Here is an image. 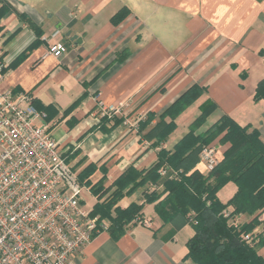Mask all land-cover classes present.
Returning a JSON list of instances; mask_svg holds the SVG:
<instances>
[{
	"label": "crops",
	"instance_id": "1",
	"mask_svg": "<svg viewBox=\"0 0 264 264\" xmlns=\"http://www.w3.org/2000/svg\"><path fill=\"white\" fill-rule=\"evenodd\" d=\"M1 3L10 10L0 18V90L27 93L32 105L45 112L50 135L86 188L83 203L88 208L104 202L128 168L144 175L160 149L172 151L190 130L204 133L222 116L256 128L264 144V100L253 99L264 79V0ZM56 43L67 48L58 58L47 54ZM192 86L201 94L174 118V130L154 148V139L144 135ZM207 101L214 108L196 126ZM101 105L118 112L102 115ZM149 114L154 118L144 128ZM208 145L215 147L219 162L229 147L219 137ZM194 169L202 171V164L198 161ZM101 180L108 192L97 197L90 187ZM131 188L123 189L110 211L138 205L141 222H130L121 235L99 232L74 264H196L186 257L193 225L182 215L164 218L155 208L166 194L163 186L148 182L127 192ZM236 191L228 182L217 198L225 204ZM256 214L238 215L240 225ZM97 215L109 226L106 217ZM251 244L264 259L263 227Z\"/></svg>",
	"mask_w": 264,
	"mask_h": 264
},
{
	"label": "trees",
	"instance_id": "2",
	"mask_svg": "<svg viewBox=\"0 0 264 264\" xmlns=\"http://www.w3.org/2000/svg\"><path fill=\"white\" fill-rule=\"evenodd\" d=\"M9 8L6 3L0 4V18L10 10ZM30 25L36 35L40 36L39 28ZM21 56L23 57V54L19 58ZM201 92L200 88L192 86L158 116L156 125L144 135L145 138L154 139V148L167 139L175 128L174 118ZM253 99L264 100V79L258 82ZM213 108L212 102H204L194 124L199 125ZM153 118L154 115L150 114L146 117L144 128ZM166 118L170 119L169 122L165 121ZM218 137L220 143H229L222 160L211 172L192 170L199 161L202 149ZM163 167L181 170L182 173L178 178L161 177L158 171ZM89 172L84 175L88 176ZM142 173L128 168L126 173L114 182L115 190L109 197L92 209L93 215L99 213L107 218V230L114 232V235L123 234L126 226L140 212L141 207L132 204L126 209L115 207L114 214L111 213L112 207L123 196L124 188L131 184L132 188L127 191L130 192L148 182L161 184L163 193L166 194L155 204L159 214L163 217L167 214L168 218L174 215L186 216L188 222L193 225L194 234L186 243L187 258L196 264H264V259L257 254L254 245L242 241L240 237L258 225V218L264 210V144L256 128L250 125L242 127L230 117L222 116L204 133L194 135V130H190L174 145L172 151L160 149L157 162L144 171V175ZM102 182L103 180L90 187L97 197H102L108 192ZM228 182L234 183L237 191L223 204L218 200L217 192ZM160 196L161 194L148 196L146 201H155ZM228 206L233 207V212L237 215L257 214L247 224L229 226L227 219L221 215Z\"/></svg>",
	"mask_w": 264,
	"mask_h": 264
},
{
	"label": "built area",
	"instance_id": "3",
	"mask_svg": "<svg viewBox=\"0 0 264 264\" xmlns=\"http://www.w3.org/2000/svg\"><path fill=\"white\" fill-rule=\"evenodd\" d=\"M66 51L63 43L47 48L56 58ZM31 100L24 92L14 96L11 90H0V264H74L109 226L83 203L86 188L50 135L45 113ZM100 112L112 116L118 110L101 105ZM199 162L202 172H211L219 163L215 147L205 146ZM158 172L169 178L182 173L169 167ZM221 215L229 226L240 225L232 209ZM134 221L140 223V217ZM258 222L241 234L242 241L251 244L262 232L264 210Z\"/></svg>",
	"mask_w": 264,
	"mask_h": 264
},
{
	"label": "rangeland",
	"instance_id": "4",
	"mask_svg": "<svg viewBox=\"0 0 264 264\" xmlns=\"http://www.w3.org/2000/svg\"><path fill=\"white\" fill-rule=\"evenodd\" d=\"M140 217V213H138L135 217H134V219L136 218V217ZM134 219L131 221V223L134 221ZM103 220V219H102Z\"/></svg>",
	"mask_w": 264,
	"mask_h": 264
}]
</instances>
